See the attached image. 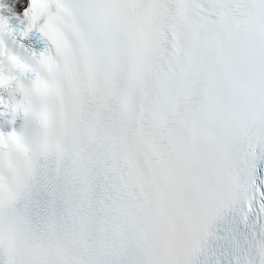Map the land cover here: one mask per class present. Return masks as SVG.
I'll return each mask as SVG.
<instances>
[{"label": "snow or ice", "instance_id": "obj_1", "mask_svg": "<svg viewBox=\"0 0 264 264\" xmlns=\"http://www.w3.org/2000/svg\"><path fill=\"white\" fill-rule=\"evenodd\" d=\"M0 117V264H264V0H0Z\"/></svg>", "mask_w": 264, "mask_h": 264}]
</instances>
